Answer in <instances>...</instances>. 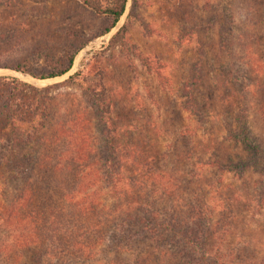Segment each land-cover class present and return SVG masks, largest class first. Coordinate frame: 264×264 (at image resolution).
<instances>
[{
    "label": "rangeland",
    "instance_id": "rangeland-1",
    "mask_svg": "<svg viewBox=\"0 0 264 264\" xmlns=\"http://www.w3.org/2000/svg\"><path fill=\"white\" fill-rule=\"evenodd\" d=\"M82 1L0 0V264H191L198 257L193 243L127 222L91 235L86 258L68 256L75 250L68 233L46 220L29 248L13 245L29 234L15 236L4 223L9 205L13 225L39 203L57 204L56 180L37 157L66 142L81 149L80 140L92 148L88 157L116 154L134 185L133 212L151 202L185 218L190 208L195 217L209 206L214 234L206 231L205 244L218 247V262L264 264V0H125L107 31L108 20ZM69 53L70 66L57 76L17 70L59 71ZM195 77L184 97L182 83ZM100 99L105 124L95 112ZM163 180L172 188H150ZM95 187L103 207L122 203L103 182ZM196 218L190 226L200 234L205 225ZM45 244L48 256L40 252ZM211 259L197 264L217 263Z\"/></svg>",
    "mask_w": 264,
    "mask_h": 264
},
{
    "label": "trees",
    "instance_id": "trees-1",
    "mask_svg": "<svg viewBox=\"0 0 264 264\" xmlns=\"http://www.w3.org/2000/svg\"><path fill=\"white\" fill-rule=\"evenodd\" d=\"M81 4L84 7L90 8L95 15L103 16L108 20V25L104 29V31H107L109 28L114 26L123 13L125 0H104L103 4L98 1L92 2L89 0H83ZM73 56L74 53L66 55V66L59 71L52 70L46 73L33 74L26 69L17 70H20L23 73H28L38 79H46L60 75L68 69ZM11 80L20 85H24V83L16 81L14 78H11ZM199 81V77H195L193 80H185L182 83L181 88L184 90L183 96L187 97L189 94L187 91L189 86H193ZM189 99L192 98L188 97V100ZM100 101L101 106L98 109L96 108L95 112H97L96 115L97 118H99V121L105 124L107 121L105 113L106 110L108 111V108H104L102 99H100ZM46 104L47 103H44L45 106H47ZM113 131L114 130H110L108 133H113ZM102 132H105V128L102 129ZM83 143L85 144L83 140H80L79 144L81 149H79L77 148V144L75 147L74 145L71 147L70 144L68 145L66 142L56 154H44L42 155V159L37 157L35 165L40 167L42 164L43 167L41 169L51 174V180L53 178L56 180V184L53 183V188L56 195H58L56 199L57 204H50L49 206L39 203L36 205L35 214L33 213V210H29L26 215H21V222L19 221L20 223L15 222L13 225L9 224H11V219L16 213L15 205H13V203L9 205L4 218V223L8 224L7 227L11 228V233H15V236L18 232L29 234L28 238H23L21 240L19 238H22L23 236L12 238L11 241L13 245H20L21 241V243H24V248H29L30 243L34 244L32 241L34 237L40 232L43 234L42 231L38 230H42L44 226L43 222L46 220L49 223L48 227L50 226L49 228H51L52 231L62 229L68 233L70 237L69 244L72 249H75L74 251H70L68 256L74 255L76 259L86 258L92 254L89 250V248L93 246L90 239L91 235L93 238H99V234H101L100 237H102L111 228L116 226L121 227L123 223L127 222L134 224L137 223L141 225V228H143L147 233H151L157 237L169 236L171 239H177L178 242L180 241L182 246L193 243L198 247L195 249L198 250L195 251L198 252V257H196L191 264H197L198 259L201 260L207 258H212V263L217 262L215 264H222V261L218 262L219 258H222L223 256L219 255L218 247L215 246L209 250L208 246L205 244L206 236H209L206 231H208L212 225L210 219L212 214L209 206L203 210L201 208L197 209V211H195V217H192L194 214H191L195 208L192 207L189 212L186 213L185 218L175 213V210L173 209L168 210L164 207L159 211L157 209H153V203L151 202L142 204L138 211L133 212L137 206V202L134 199H128L131 197L130 194L134 190V185L133 182L124 175V172L120 170V163H118V157L114 151L115 148L112 149V145L110 147L109 144H107L109 146L108 149L111 148L109 151L112 152V154H115L114 159L108 157V155L98 156L95 154L92 157H88V153L91 154L92 148L91 146H85L86 144L83 145ZM44 160H46V164H49L50 162L49 167L45 166L43 163ZM215 166H217V164ZM99 167H101L102 170H98ZM149 172L150 175H157V173L153 170ZM58 173L60 174V179L55 178V175H58ZM62 174L68 176L67 183H64ZM98 182L106 184V186L109 187V195L116 199H120L122 203H117L113 207H103L97 199L98 187H95V185H97ZM165 184L168 188H172L169 186L170 183L166 180L160 182L158 187L153 188V186H150V188L154 191H161L163 190ZM23 196L24 194L21 195L18 200H23ZM42 215L46 216V219H44ZM116 216L121 217V221L114 223V218H116ZM194 218L199 219V223H201V225H205L203 230L200 229V234L199 232H194L191 229L190 224ZM35 221H37V224ZM38 224L39 226H42V228L39 229L37 226ZM209 231L210 232L208 233L212 236L214 231ZM31 236L33 237L31 238ZM44 236L47 237L46 235ZM81 237L86 240L82 241ZM35 243L42 246V243ZM45 246L46 244L41 247L40 250V252L45 251L43 254L47 252ZM191 248L193 249L192 246ZM192 249H189V251L193 252L194 249Z\"/></svg>",
    "mask_w": 264,
    "mask_h": 264
},
{
    "label": "water",
    "instance_id": "water-1",
    "mask_svg": "<svg viewBox=\"0 0 264 264\" xmlns=\"http://www.w3.org/2000/svg\"><path fill=\"white\" fill-rule=\"evenodd\" d=\"M122 15V14H121ZM41 80H43V79H41Z\"/></svg>",
    "mask_w": 264,
    "mask_h": 264
}]
</instances>
